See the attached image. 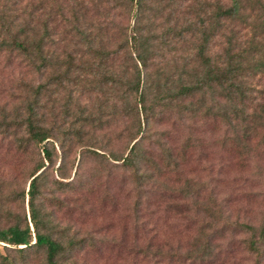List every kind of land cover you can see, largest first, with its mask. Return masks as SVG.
<instances>
[{
  "label": "trees",
  "instance_id": "16d2710c",
  "mask_svg": "<svg viewBox=\"0 0 264 264\" xmlns=\"http://www.w3.org/2000/svg\"><path fill=\"white\" fill-rule=\"evenodd\" d=\"M0 65L18 75L0 128L39 156L21 195L29 222L24 215L0 227L2 249L13 253L0 252V264H77L95 248L68 235L40 201L45 191H92L74 181L78 165L71 180L65 173L73 146L130 175L144 234L142 212L154 198L199 223L185 251L155 245V233L137 240V264H216L215 242L227 239L230 253L236 236L264 264V211L256 224L231 219L228 197L208 200L206 186L184 176L207 124L245 182L251 168L264 176V0H0Z\"/></svg>",
  "mask_w": 264,
  "mask_h": 264
},
{
  "label": "rangeland",
  "instance_id": "374dc122",
  "mask_svg": "<svg viewBox=\"0 0 264 264\" xmlns=\"http://www.w3.org/2000/svg\"><path fill=\"white\" fill-rule=\"evenodd\" d=\"M17 76L16 71L12 76L7 70L1 73L0 65V110L6 103H11L9 90ZM213 128L210 124L200 125L196 136L204 139V142L192 150L194 155L184 168V176L203 183L206 186L203 196L208 200L211 196L214 197L215 192L218 198L228 197L231 205L226 208L232 216L231 219L238 216L240 221L256 224L264 211V176L258 180L254 175V168H251L248 176L252 180L245 182V175L239 171L230 155L214 145ZM174 146L180 148L181 141H175ZM122 147L121 144L120 148ZM55 150L58 155L56 168L60 155L57 145ZM79 151V146H73L67 154L65 173L71 180L78 165V175L74 177V181L82 179L90 183L92 191H45L40 198L44 211L51 213L54 223L62 229L66 228L68 235L94 243L95 248L87 247L77 254V264H137V240L141 245L154 233L156 238H152L153 243L163 245L165 250L178 248L185 251L190 248L199 227L198 222L190 221L189 216L179 218L173 211L165 210L171 204L167 197L163 200L154 198L150 207L142 212V221L148 220L147 233L144 234L142 229L136 227L135 192L130 175L116 163L103 162L91 155H81ZM38 159L36 148H19L15 140L0 128V227L22 221L24 215L29 222L27 197L22 200L21 195L22 191H27L28 174ZM262 163L264 165V160ZM220 164L226 165L222 170L224 181L217 184ZM234 175L239 179L235 181ZM53 176H56L55 173L48 175L49 182ZM171 179L174 180L173 177ZM191 215L194 216L193 210ZM241 239V236L232 239L230 253L226 252L227 239L216 241L221 247V253L218 254L221 261L216 264H254V257L244 250L240 244ZM0 252L2 255L13 254L2 249V244Z\"/></svg>",
  "mask_w": 264,
  "mask_h": 264
}]
</instances>
